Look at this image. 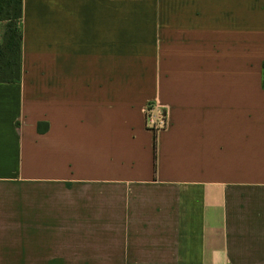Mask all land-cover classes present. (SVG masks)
Instances as JSON below:
<instances>
[{
    "label": "crops",
    "instance_id": "1",
    "mask_svg": "<svg viewBox=\"0 0 264 264\" xmlns=\"http://www.w3.org/2000/svg\"><path fill=\"white\" fill-rule=\"evenodd\" d=\"M19 30L0 264H264V0H21Z\"/></svg>",
    "mask_w": 264,
    "mask_h": 264
},
{
    "label": "trees",
    "instance_id": "2",
    "mask_svg": "<svg viewBox=\"0 0 264 264\" xmlns=\"http://www.w3.org/2000/svg\"><path fill=\"white\" fill-rule=\"evenodd\" d=\"M21 0H0V22L4 23L2 43L0 45V82L10 83L19 80L21 73ZM262 86L264 88V63L262 64ZM47 129L44 123H38L37 131Z\"/></svg>",
    "mask_w": 264,
    "mask_h": 264
},
{
    "label": "built area",
    "instance_id": "3",
    "mask_svg": "<svg viewBox=\"0 0 264 264\" xmlns=\"http://www.w3.org/2000/svg\"><path fill=\"white\" fill-rule=\"evenodd\" d=\"M146 127L154 133L163 132L169 123V109L165 106L147 104L145 109Z\"/></svg>",
    "mask_w": 264,
    "mask_h": 264
}]
</instances>
